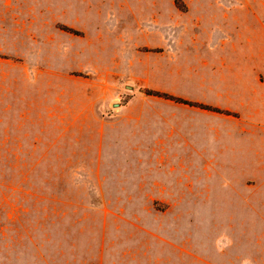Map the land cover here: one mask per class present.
I'll return each mask as SVG.
<instances>
[{
  "label": "rangeland",
  "instance_id": "374dc122",
  "mask_svg": "<svg viewBox=\"0 0 264 264\" xmlns=\"http://www.w3.org/2000/svg\"><path fill=\"white\" fill-rule=\"evenodd\" d=\"M219 1L0 0V264H264V168L235 197H142L104 159L102 80L64 71L74 49L205 50Z\"/></svg>",
  "mask_w": 264,
  "mask_h": 264
},
{
  "label": "crops",
  "instance_id": "0c3cea01",
  "mask_svg": "<svg viewBox=\"0 0 264 264\" xmlns=\"http://www.w3.org/2000/svg\"><path fill=\"white\" fill-rule=\"evenodd\" d=\"M218 3L205 50H111L99 64L91 50L66 52L65 72L102 80L87 98L104 159L125 152L142 197H235L264 168V0Z\"/></svg>",
  "mask_w": 264,
  "mask_h": 264
},
{
  "label": "trees",
  "instance_id": "16d2710c",
  "mask_svg": "<svg viewBox=\"0 0 264 264\" xmlns=\"http://www.w3.org/2000/svg\"><path fill=\"white\" fill-rule=\"evenodd\" d=\"M144 94L145 95H152V96H158L159 95L158 93H155V92H152V91H144ZM164 97L173 100V98H169L167 96H164ZM175 101H179V100H175Z\"/></svg>",
  "mask_w": 264,
  "mask_h": 264
}]
</instances>
